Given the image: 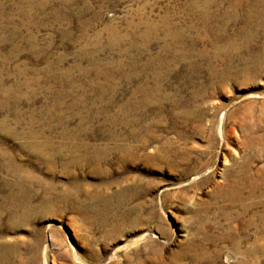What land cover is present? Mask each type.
<instances>
[{"label": "rangeland", "instance_id": "1", "mask_svg": "<svg viewBox=\"0 0 264 264\" xmlns=\"http://www.w3.org/2000/svg\"><path fill=\"white\" fill-rule=\"evenodd\" d=\"M0 252L264 264V0H0Z\"/></svg>", "mask_w": 264, "mask_h": 264}, {"label": "bare ground", "instance_id": "2", "mask_svg": "<svg viewBox=\"0 0 264 264\" xmlns=\"http://www.w3.org/2000/svg\"><path fill=\"white\" fill-rule=\"evenodd\" d=\"M254 3V2H253ZM252 9V8H251ZM145 34V33H144ZM146 35V34H145ZM215 50H219V48H216ZM187 51V50H186ZM255 187V186H253ZM7 260V253L6 252H0V264H5Z\"/></svg>", "mask_w": 264, "mask_h": 264}]
</instances>
